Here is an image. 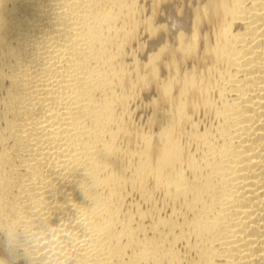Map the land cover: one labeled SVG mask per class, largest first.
I'll list each match as a JSON object with an SVG mask.
<instances>
[{
    "label": "bare ground",
    "instance_id": "1",
    "mask_svg": "<svg viewBox=\"0 0 264 264\" xmlns=\"http://www.w3.org/2000/svg\"><path fill=\"white\" fill-rule=\"evenodd\" d=\"M42 198L84 264H264V0H0V220Z\"/></svg>",
    "mask_w": 264,
    "mask_h": 264
},
{
    "label": "clouds",
    "instance_id": "2",
    "mask_svg": "<svg viewBox=\"0 0 264 264\" xmlns=\"http://www.w3.org/2000/svg\"><path fill=\"white\" fill-rule=\"evenodd\" d=\"M85 175L89 176L86 170ZM85 185L79 188L87 201ZM69 204L70 213L56 216L54 206L42 198L31 210L11 212L0 220V264H84L96 226L83 203L70 200Z\"/></svg>",
    "mask_w": 264,
    "mask_h": 264
}]
</instances>
